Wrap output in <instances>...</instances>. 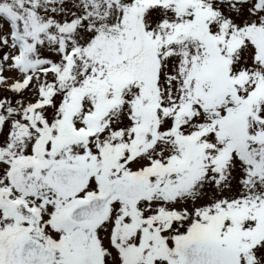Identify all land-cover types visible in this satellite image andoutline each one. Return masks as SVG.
<instances>
[{
	"label": "snow or ice",
	"instance_id": "1",
	"mask_svg": "<svg viewBox=\"0 0 264 264\" xmlns=\"http://www.w3.org/2000/svg\"><path fill=\"white\" fill-rule=\"evenodd\" d=\"M0 264H264V0H0Z\"/></svg>",
	"mask_w": 264,
	"mask_h": 264
}]
</instances>
